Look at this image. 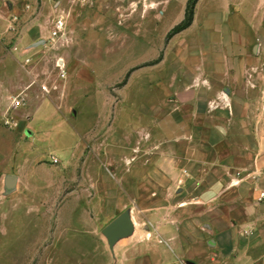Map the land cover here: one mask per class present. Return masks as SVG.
I'll return each mask as SVG.
<instances>
[{
  "label": "rangeland",
  "instance_id": "374dc122",
  "mask_svg": "<svg viewBox=\"0 0 264 264\" xmlns=\"http://www.w3.org/2000/svg\"><path fill=\"white\" fill-rule=\"evenodd\" d=\"M19 1L20 20L24 15L40 20L37 30L44 42L33 51L47 58L40 70L70 83L49 89L47 97L59 107L73 101L75 113L62 109L67 121L47 102L43 115L30 122L32 142L21 127L0 118V264H153V229L165 224L167 213L165 205L158 207L155 222L156 157L186 179L177 184L191 201L190 215L197 213L192 200L198 198L199 184L205 177L212 184L215 177L200 172L214 159L198 158L196 125L166 126L154 118L164 107L155 90L160 76L197 68L208 51L201 43L205 26L165 44L188 0ZM201 9L198 22L207 25L222 68L254 71L249 80L264 86V0H205ZM58 18L64 21L63 35L52 41ZM16 45V39L7 42L2 53ZM161 55L162 61L152 64ZM248 100L264 101V95ZM173 103L179 109L181 103ZM260 115L251 111L252 132ZM166 135L173 141L167 143ZM31 144L35 148L29 152ZM167 144L172 157H159ZM7 175L18 178L15 190L5 189ZM161 176L176 180V175ZM174 197L175 202L182 198L180 193ZM125 212L133 231L112 254L102 230ZM196 225L189 221V228Z\"/></svg>",
  "mask_w": 264,
  "mask_h": 264
},
{
  "label": "crops",
  "instance_id": "0c3cea01",
  "mask_svg": "<svg viewBox=\"0 0 264 264\" xmlns=\"http://www.w3.org/2000/svg\"><path fill=\"white\" fill-rule=\"evenodd\" d=\"M20 3L19 0H0V118L6 124L21 127L32 142L35 132L30 122L43 115L48 108L47 102L60 112L63 119L62 109L70 114L75 111L73 101L68 106L59 107L56 100L47 97L51 95L49 89L65 88L70 83L64 85L55 72L40 70V63L47 59L33 52L44 42L37 30L40 20L38 17L29 20L26 15L20 20ZM203 4L205 0H199L191 26L173 38L203 25L201 43L208 46V51L203 52L195 70L183 67L176 74L160 76V85L155 90L161 94L159 101L164 107L156 109L154 118L165 120L166 126L175 123L196 125L199 129L196 138L198 158L214 159L207 161L200 172L215 177L212 184L206 181V177L199 184L198 198L192 200L198 204L197 213L190 215L188 206L191 201L187 196L184 199L185 188L177 184V181L183 184L186 179L170 163H162L156 157L157 164L153 168V174L157 176L153 184L155 222L158 221V207L165 205L167 213L165 224L153 229V264H264V203L257 202L259 191L264 190V101L248 100L249 95H264V86L259 87L249 80L254 77V71L232 66L222 68V59L211 49L215 44L211 41L210 31L205 29L207 25L198 22ZM13 39L17 42L15 50L2 53L4 45ZM42 87L49 92L43 91ZM237 94H246V97H235ZM176 100L181 105L175 110L173 102ZM253 110L261 111L255 132L248 129L254 124L249 119L253 121ZM65 119L69 121V118ZM165 141L172 142V136L166 135ZM34 148L31 144L29 152ZM172 152V146L167 144L164 154L159 157L170 158ZM162 173L176 175V180L164 181ZM8 176L11 175L5 176L4 187L15 190L18 178L14 176L16 180L9 186L6 182ZM162 191L166 193L165 204L159 202ZM176 193L182 196L179 202L173 198ZM189 221H196L198 225L189 228ZM131 234L120 237L111 253L120 240Z\"/></svg>",
  "mask_w": 264,
  "mask_h": 264
},
{
  "label": "water",
  "instance_id": "95a60500",
  "mask_svg": "<svg viewBox=\"0 0 264 264\" xmlns=\"http://www.w3.org/2000/svg\"><path fill=\"white\" fill-rule=\"evenodd\" d=\"M14 176H8L6 178L7 185L11 186L15 182ZM133 231V223L128 213H122L115 220H113L103 230V235L108 241L110 250L113 252V246L116 241L123 236L129 235Z\"/></svg>",
  "mask_w": 264,
  "mask_h": 264
},
{
  "label": "trees",
  "instance_id": "16d2710c",
  "mask_svg": "<svg viewBox=\"0 0 264 264\" xmlns=\"http://www.w3.org/2000/svg\"><path fill=\"white\" fill-rule=\"evenodd\" d=\"M199 0H188L185 10L184 19L177 24L175 27H173L166 35L165 37V44H168V42L177 34L183 32L184 30L188 29L191 24L193 23L194 18V10ZM162 55L152 64H157L161 61ZM130 73H128L125 77L124 84L127 81V78Z\"/></svg>",
  "mask_w": 264,
  "mask_h": 264
},
{
  "label": "built area",
  "instance_id": "2783aa9c",
  "mask_svg": "<svg viewBox=\"0 0 264 264\" xmlns=\"http://www.w3.org/2000/svg\"><path fill=\"white\" fill-rule=\"evenodd\" d=\"M63 30H64V21L62 18H58L55 21L54 24V28L51 32V39L52 41H55L56 39H59L62 35H63ZM64 71L61 70V77H64ZM43 91H47L46 87H42ZM51 163L52 164H57L58 163V159L52 157L51 158ZM257 202L258 203H264V190H260L258 193V197H257Z\"/></svg>",
  "mask_w": 264,
  "mask_h": 264
}]
</instances>
